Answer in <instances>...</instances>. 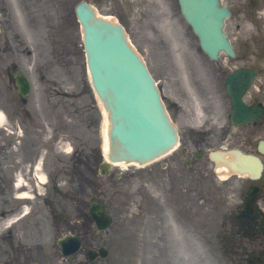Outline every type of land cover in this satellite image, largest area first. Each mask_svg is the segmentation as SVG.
I'll return each instance as SVG.
<instances>
[{
  "label": "rangeland",
  "instance_id": "obj_1",
  "mask_svg": "<svg viewBox=\"0 0 264 264\" xmlns=\"http://www.w3.org/2000/svg\"><path fill=\"white\" fill-rule=\"evenodd\" d=\"M45 1H51L55 11L41 14L32 0L31 8L39 15L38 20L32 21L26 9L24 11L22 0H0V60L3 59L0 108L5 109L12 121L20 123L25 131L23 146L17 147L15 157L9 158L13 163H4L8 173L0 179V188L4 186L11 192L12 172H22L29 184L27 194H31L30 189L35 187L32 172L36 171L34 166L38 161L44 163V172L50 179L59 182L58 186L50 182L41 189L42 193H47L46 203L37 198L24 209V213H31L17 223L14 235L24 239L31 237L34 241L43 237L49 263H53L60 256L56 240L71 228L82 232L84 227L77 230L76 223H85L82 213L89 199L102 188L107 191L103 199L115 214V225L108 233L92 232L88 236V244L105 245L111 251L109 259L96 264H228L222 256L217 235L230 229L229 226L222 228L221 220L228 210L240 204V185L247 183L246 179L236 176L219 179V170L209 159H206L209 172L199 180L182 164H173L170 171L163 170L161 163L143 168L118 167L115 173H124L120 181L115 176L100 177L97 171L102 160L104 119L94 107L84 54L75 50V58L67 57L62 67L56 66L51 51L55 49L58 56L66 53L67 39L61 43L65 36L55 33V28L51 27H55L58 20L63 22L66 3L57 0L55 6L53 0ZM86 1L91 2L102 16L117 18L125 24L131 42L148 62L167 98L179 103L180 107H174L178 116L175 118L185 133L188 126L198 127L204 124L203 120L213 117L216 127L212 138L220 144L213 150L236 148V145H242L240 138L246 134L254 136L253 129L232 127L227 139H218L224 135V127H228L227 113L231 110L227 99L217 102L216 98L210 97L217 104L214 109L211 107V112L206 108L207 116L202 115L198 121L190 116L195 113L197 104L199 108L204 107L199 92L210 93L214 78L221 87L225 75L238 67H254L261 71L247 100L264 103V25L256 29L241 12L242 5L248 0H224L235 7V16L228 22L227 31L241 57L234 61L223 55L217 64L210 63L195 51L198 42L189 30L183 35L181 28L187 29V25L181 19L179 9L174 10L175 0ZM70 2L74 7L76 0ZM262 16L264 19V14ZM73 34L71 30L70 44L80 39L78 34ZM194 44L196 47L191 48ZM11 66L22 68L33 83V91L27 100L19 96L8 78L7 71ZM206 124L212 126L209 121ZM6 133L0 131L3 141L7 139ZM254 139L257 146L264 140V132L256 131ZM19 205L15 202L16 212L21 210ZM260 206L264 211V199ZM9 207L4 208L0 199V216L9 217L14 212ZM77 208H80V221ZM66 220L71 223L67 224ZM1 223L0 231H4L6 223Z\"/></svg>",
  "mask_w": 264,
  "mask_h": 264
},
{
  "label": "water",
  "instance_id": "obj_2",
  "mask_svg": "<svg viewBox=\"0 0 264 264\" xmlns=\"http://www.w3.org/2000/svg\"><path fill=\"white\" fill-rule=\"evenodd\" d=\"M180 4L187 22L200 37L202 50L211 59L217 60L222 51L233 58L236 56L228 35L223 31L224 21L230 17V12L221 0H180ZM77 15L83 26L94 87L110 114L113 126L110 131V160L147 163L166 154L176 146L178 136L161 102L160 92L145 63L128 43L125 30L118 24L98 18L95 9L86 3L77 7ZM256 77L254 71L239 69L227 80L234 108L232 121L236 125L255 123L264 114L263 109L249 108L243 101ZM20 86L25 90L24 94L30 89L27 82L20 83ZM231 154L237 161L225 162L233 171L247 172L254 178L261 175L263 166L259 159L237 151ZM213 157L219 164V156ZM110 170L109 164L102 165L104 174ZM91 213L99 230L112 223L102 205H94ZM74 241L76 245L71 252L80 245L79 239ZM69 242L72 240L61 244ZM101 253L106 256L103 251Z\"/></svg>",
  "mask_w": 264,
  "mask_h": 264
},
{
  "label": "flooded vegetation",
  "instance_id": "obj_3",
  "mask_svg": "<svg viewBox=\"0 0 264 264\" xmlns=\"http://www.w3.org/2000/svg\"><path fill=\"white\" fill-rule=\"evenodd\" d=\"M187 141H190L194 146H196L198 148H205V147H212L213 146L212 143L209 140H206L205 143L200 144V142H198V141L196 142L195 139L190 137V140H187ZM202 154L204 155V152H202ZM191 158L196 159V154L193 153L191 155ZM14 263L15 262L12 259H10L9 255H8V258H5V260L3 261L2 264H14ZM42 263H43V261H39L38 260L37 263H35V264H42Z\"/></svg>",
  "mask_w": 264,
  "mask_h": 264
},
{
  "label": "bare ground",
  "instance_id": "obj_4",
  "mask_svg": "<svg viewBox=\"0 0 264 264\" xmlns=\"http://www.w3.org/2000/svg\"><path fill=\"white\" fill-rule=\"evenodd\" d=\"M2 118H3V115H2V113H0V122L2 121ZM109 130H110L109 124H108V122H105V126H104L105 148H107V143H108V140H107V132H109ZM105 152H107V149H106ZM220 174L221 175H229L230 174V171H228L227 168H222L220 170ZM42 181L44 182V178H42Z\"/></svg>",
  "mask_w": 264,
  "mask_h": 264
},
{
  "label": "trees",
  "instance_id": "obj_5",
  "mask_svg": "<svg viewBox=\"0 0 264 264\" xmlns=\"http://www.w3.org/2000/svg\"><path fill=\"white\" fill-rule=\"evenodd\" d=\"M246 215L248 216V218H246V220H249V219H252L253 218V217L251 218V215L253 216V214H252L251 211H250V214L249 213H246Z\"/></svg>",
  "mask_w": 264,
  "mask_h": 264
}]
</instances>
